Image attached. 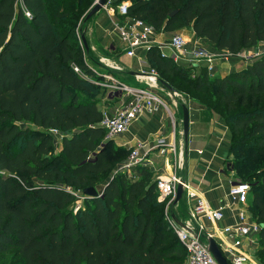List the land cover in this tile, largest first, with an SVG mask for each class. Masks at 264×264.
<instances>
[{"label": "trees", "instance_id": "trees-1", "mask_svg": "<svg viewBox=\"0 0 264 264\" xmlns=\"http://www.w3.org/2000/svg\"><path fill=\"white\" fill-rule=\"evenodd\" d=\"M49 1L57 4L53 15ZM63 1L0 0V256L12 252L6 264H183L184 248L156 211L163 204L156 179L141 166L105 183L100 197L82 195L86 206L76 208V192L95 188L113 166L106 148L97 151L106 134L101 98L86 80L96 75L71 34L56 27ZM129 1L128 17L157 33L189 28L219 52L235 55L264 42V0ZM147 58L192 99L206 96L203 102L219 110L231 128L230 153L252 142L248 148L263 159L264 55L223 77L203 69L192 79L155 47ZM50 130L62 134L59 153ZM250 188L256 209L247 203L248 211L264 226V183ZM256 239L264 264V227Z\"/></svg>", "mask_w": 264, "mask_h": 264}, {"label": "crops", "instance_id": "crops-1", "mask_svg": "<svg viewBox=\"0 0 264 264\" xmlns=\"http://www.w3.org/2000/svg\"><path fill=\"white\" fill-rule=\"evenodd\" d=\"M108 8L112 7L108 6ZM107 19V17H104L96 25L98 33L105 32L103 26ZM112 24L114 27L116 23L113 22ZM112 24L107 28L108 34L112 31ZM171 36L172 33L165 32H159L156 35L157 40L164 45L162 52L166 54V57L170 56V50L166 47L168 45V43L166 45V41H169ZM112 37H114L113 34ZM87 39L91 47L90 49L86 47L85 50L87 53V55H84L86 64H88L87 57L90 58V55L94 56V59L98 57L96 60L101 59L106 62L103 64L108 66L104 65V68L110 70L109 75L115 78L120 76L121 80H118L131 88L152 89L157 93L159 99L164 104L165 102L168 103L170 109H172L171 112L165 104L168 111L164 108H159L153 113H143L130 125L126 133L115 141L116 145L130 150L136 144L141 143L149 149L158 138H164L165 143L171 149L163 156L159 154L157 149L152 151L148 156L151 165L141 166L142 169L153 172L157 177L168 178L169 176H175L182 179L189 189L198 194L210 208L221 210L224 220L219 224V227L232 225L235 222L237 211L236 204L228 196L230 185L236 182L231 178V174H227V161L230 157L232 133L231 128L226 124L219 110L211 105V103L205 104L203 102L206 100L204 98L206 96H199V99L185 100L181 92L162 89L164 86L160 83V75L151 66L147 58L148 51L137 50L134 57L127 58L115 37L113 39L115 46L111 45L109 46L110 48L96 45L90 31H88ZM158 51L161 55L159 49ZM227 60L225 63L219 64L221 71H225L226 75L232 71L241 70L239 67L233 69ZM174 65L181 67L183 63L180 62V64ZM148 71L150 73L154 71V76H139L140 73ZM106 91V97L104 95L106 100L104 102L107 101L106 103L109 106L107 110L111 109V106H114L113 102H116V104L119 100L122 102L120 94L114 96L108 90ZM183 106L187 108L189 116L186 140L183 136L182 125ZM103 110L100 111L103 113ZM182 198H184L182 211L179 210L180 203L178 202L175 205L173 213L174 217L180 222L187 223L190 221V205L184 192ZM207 226L209 227V224Z\"/></svg>", "mask_w": 264, "mask_h": 264}, {"label": "built area", "instance_id": "built-area-1", "mask_svg": "<svg viewBox=\"0 0 264 264\" xmlns=\"http://www.w3.org/2000/svg\"><path fill=\"white\" fill-rule=\"evenodd\" d=\"M117 0H109L103 9L112 6ZM129 0H120L115 5L119 22L114 25L117 40L127 58L135 56L137 50L149 51L152 47H157L161 56L166 57L162 52V43L157 38V32L144 23L142 20L128 17ZM28 16L29 14L26 13ZM260 44L264 45V42ZM187 40L181 34L171 36L166 47L170 50L168 57L172 63L179 64L181 61L196 62L205 65V71L210 75L213 70L215 55L210 54L206 48L196 45L194 49L187 50ZM227 56L231 54L225 53ZM258 58V57H257ZM254 59V58H252ZM74 72L80 73L77 67H73ZM139 76H154L151 73H140ZM103 83H96L106 88L111 95L120 94L121 104L117 105L112 114L102 113L99 126L106 131L108 139L117 140L123 136L130 125L143 113H153L159 108L168 111L166 105L159 99L157 93L152 89L131 88L112 75L104 77ZM86 80L89 78L86 77ZM53 135L62 134L57 130H50ZM158 150L160 155H165L171 149L164 138H158L151 148H147L141 143L130 149L126 162L122 169L129 172L137 166H149V154ZM173 150V148H172ZM153 164V163H152ZM178 185L182 186L185 197L189 203V222L183 223L174 215H165V221L169 230L177 237L178 241L187 254L185 264H218L209 250V242L213 239L228 264H258L252 258V250L257 247L256 236L261 230V225L251 219L248 211V196L250 185L241 182L232 183L229 187L228 196L237 206L235 222L232 225L219 227L224 220L221 210L210 208L202 198L191 191L182 181L175 176L156 178V192L158 201L166 202V206L177 205L174 203ZM209 224V227L207 226Z\"/></svg>", "mask_w": 264, "mask_h": 264}, {"label": "rangeland", "instance_id": "rangeland-1", "mask_svg": "<svg viewBox=\"0 0 264 264\" xmlns=\"http://www.w3.org/2000/svg\"><path fill=\"white\" fill-rule=\"evenodd\" d=\"M95 2L96 0H64L63 2H61L60 13H62V16L56 23V27L59 30V32H61L62 34H67V33L71 34L70 38L75 43V45L80 48L83 54L84 62H85L84 55H87V53L85 52L86 47H88V49H90L91 47L90 42L87 39L88 31L92 33L93 41L96 43V45L98 44L101 47H105V46L109 47L111 45L115 46V42L113 41L114 37L117 40V36H115L116 31L112 23L113 22L118 23L120 19L118 16V11L115 6H111L112 8H107V10L102 9L99 13H97L96 15H94L93 17H91L89 20L85 22V17L89 13V11L91 10ZM47 4L50 8L51 14L53 15V12L57 8V4L50 2V1ZM104 17L108 18L103 26V30L105 32L98 33L96 25H98V22ZM110 24H112L111 25L112 31L109 32L108 34L107 28L109 27ZM111 33L113 34L114 37H112ZM174 34H181L186 38L187 50H192L195 48L196 45H198L203 48H206L210 54L215 55V61L213 62L214 64L213 70L210 74L211 77H214V75L222 76V77L226 75L225 71H221V68H220V65L225 63L226 59H228L227 62L231 64V67H233V69H236L235 67H239L242 69L245 66V63L247 61L252 60V58H257V57H261L264 55V45L260 43H258L254 47L242 49L239 53L235 55L227 56L226 54L222 52H217L213 47L207 44L205 40H200L199 38L195 37L193 32L189 28L172 33V35ZM83 37L85 38L86 46L83 43V40H82ZM167 43H169V41H166V45ZM93 57L94 56H91V55H90V58L87 57V63H88L87 65L91 69L94 70V73L96 76L93 78H89L88 81L91 85H93V87H96V92L95 94H93V97L95 99L101 98L99 102L100 110L105 109L103 111L107 113L108 115H111L112 114L111 110L114 109V107L119 105L121 102L120 100L117 104L116 102H113L114 106H111V109L107 110L109 106L106 103L107 101L104 102V100H106L105 92H107L106 91L107 89L104 88L103 86L97 85L96 83H103L105 81L104 77L107 76L108 73H110V70L108 68H104L106 65L103 63H106V62L102 61L101 59H99L100 61L96 60L98 57L96 59H94ZM181 62L183 63V66L181 67H186L187 69L185 72V77H188L191 79L199 71H202L203 69L206 70L205 65H204L205 63L203 64V62L201 63H196V62L190 63L187 61H181ZM173 66L175 65L173 64ZM146 73H150V71ZM157 73L161 75L160 72H157ZM116 76H118V74H116ZM116 78L121 80L120 76ZM161 78L164 79L166 83L169 84V86H172L173 88H175V90L171 88L172 90H169V91L181 92L185 100H190L192 99V97H197L195 94L194 95L191 94L186 86L182 85L179 81H176V78L174 76H169V75L162 76L161 75ZM131 86H134V85H131ZM162 89L165 90L166 88L162 87ZM165 104L167 105L169 110L172 112V109H170V105H168V103L166 102ZM103 107H106V108H103ZM18 126L23 129H26V128L35 129L29 124H25L22 122H19ZM61 140H62V137L60 136V134L53 135V139H52L53 153H59L62 150ZM115 141L116 140L108 139L107 134L105 133H103L102 137L98 140L97 151L102 147L106 148L107 158L111 161L112 166H113L112 170L109 171L105 177H102L99 180L98 184L94 186L99 194L102 193L105 183L112 180L113 178H117L118 176L123 177L126 174V171L122 169V165L128 159L130 150L129 149L127 150L124 147H118ZM238 142H239V138L235 140L236 144ZM106 143L108 144L106 145ZM251 144L252 142H247L243 146L236 145V147L238 148H235L232 150V152L230 153L229 160H228L229 164H227V171L229 172V173L227 172V174H231V178H233L236 182L246 183L249 185L257 184L258 182H262V180L264 179V157L262 160L256 159L258 157V152L248 148ZM118 148H123L124 150H121L120 152L115 154L114 151L118 150ZM93 156L94 154H91L89 156L90 159H93ZM150 174H151L150 176L151 179L155 180L157 175L154 174L153 172H151ZM257 192L261 193L260 190H257ZM76 193H77V197L79 198V200H77L75 204L76 208L80 206L85 207L86 199L82 196L81 191L76 192ZM254 193H255L254 191H251V193L249 194L248 204H249L251 211L252 210L255 211L256 209L252 203V196ZM157 201H158V198H157ZM183 201H184V198L180 199L179 201L180 211H182L183 209ZM158 202L163 203L156 209L158 213L163 214L164 217L167 214L171 216L174 215L173 212H174L175 205L170 204L169 207H167L166 202H163V201H158ZM174 239L176 240V236L173 237V240ZM258 247L259 246L257 245V247L252 250L251 254H252V258L254 259V261L259 264L258 259H257V251H256ZM10 253L4 256H0V264H6L9 261L10 255H11ZM186 260H187V256L185 254L183 258V264H185Z\"/></svg>", "mask_w": 264, "mask_h": 264}, {"label": "water", "instance_id": "water-1", "mask_svg": "<svg viewBox=\"0 0 264 264\" xmlns=\"http://www.w3.org/2000/svg\"><path fill=\"white\" fill-rule=\"evenodd\" d=\"M119 1L120 0H117L116 2H119ZM108 2H109V0H96L95 4L93 5V7L89 11V13L86 15L85 22L87 20H89L91 17H93L94 15H96L97 13H99L107 5ZM177 12H178L177 10L173 11L169 15V17H173ZM82 40H83L84 45L86 46V42H85L84 37L82 38ZM160 83L166 89L172 90L166 83H163L162 81H160ZM182 125H183V136L186 140L187 135H188L189 116H188V110L185 106L182 107ZM65 134H69V132H66ZM262 182L264 183V179ZM82 195L85 197H92V198H96V197L101 196V194H99L97 192V190L95 188H92V187L84 189L82 191ZM182 195H183L182 186L178 185L175 200H174L175 204L180 201V199L182 198ZM263 227L264 226H261V228H263ZM209 250L212 253V255L214 256V258L216 259V261L218 262V264H228L226 259L222 255L221 251L219 250L218 245L216 244V242L213 239H211L209 242Z\"/></svg>", "mask_w": 264, "mask_h": 264}]
</instances>
